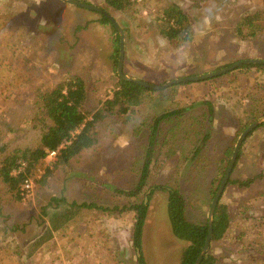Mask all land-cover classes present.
I'll return each mask as SVG.
<instances>
[{
	"label": "rangeland",
	"instance_id": "obj_1",
	"mask_svg": "<svg viewBox=\"0 0 264 264\" xmlns=\"http://www.w3.org/2000/svg\"><path fill=\"white\" fill-rule=\"evenodd\" d=\"M78 1H87L111 15L123 31V73L150 84L214 71L239 59H264V0H133L122 10L112 9L102 0ZM171 3L185 15L186 40L166 39L159 33L165 18L163 8ZM259 11L256 35L238 38L235 22ZM93 12L61 0H0V148L5 146L0 154L36 143L40 133V116L34 114L37 92L77 75L87 88L86 106L97 107L103 93L108 95L114 88L117 78L109 54L114 51L115 33L108 24L98 23V12ZM208 78L190 87L185 81L158 89L162 94L145 97L132 108L130 118L107 119L105 126L98 128L95 143L66 164L54 166L55 156L40 159L29 171L32 190L26 197H19L17 188L10 189L0 179V264H79L78 259L85 255L81 264L93 262L91 241L85 250L84 244L76 250V234L92 211L74 210L76 213L56 229L49 217L67 212L65 206L71 201L126 205L132 198L113 190L126 193L134 188L145 149L152 150V157L146 184L138 194L148 203L143 235L137 247L130 245V258L122 264H139L135 250L143 264H178L187 243L171 232L166 190L173 189L183 198L184 216L189 221H206L211 193L237 137L248 124L264 116L259 113L264 107V70L247 67ZM169 110L177 112L161 119L154 141L149 139L151 119ZM261 124L242 138L227 179L231 182L225 183L217 200L226 206L230 225L244 223L245 243L250 245L218 242L213 248L215 264H264ZM153 184L162 188L146 198ZM60 196L63 202L50 201ZM94 211L100 219L90 220L97 227L90 229L104 233L107 250L110 239L106 236L109 230L117 232L114 228L119 222L114 221H119L120 215ZM122 212L123 218L129 213ZM105 215L116 217L110 223L112 228L102 226ZM127 235L132 242V227ZM115 256L109 264H119V252Z\"/></svg>",
	"mask_w": 264,
	"mask_h": 264
},
{
	"label": "trees",
	"instance_id": "obj_2",
	"mask_svg": "<svg viewBox=\"0 0 264 264\" xmlns=\"http://www.w3.org/2000/svg\"><path fill=\"white\" fill-rule=\"evenodd\" d=\"M102 1L112 9L122 10L128 7L133 0ZM83 2L87 3V1ZM163 13L165 18L162 21V27L159 28V33L166 39L176 37L185 40L188 39L189 31L187 25L184 24L185 15L180 12V9L171 3L169 6L163 8ZM259 14L260 11L253 12L250 15L242 17L240 21L238 20L235 22L236 26L234 29L238 38L247 40L256 35L257 31L260 29V25L257 23ZM98 15V23L108 24L111 27L112 32L115 33V36L112 38V43L115 44L113 46L114 51L112 53V61L114 65H116L118 34L102 14L98 13ZM182 34L184 36H182ZM247 67H255L264 70V64L257 63L242 64L235 69L242 70ZM116 78L117 81L110 93L108 95L103 93L101 100H97L99 103L97 107L86 106L87 88L84 81L77 75L67 77L47 91L41 93L37 92L35 96L36 112L34 113L39 114L40 116L39 119H37L38 123L40 122V124L37 125V128H39L40 131L37 135V141L31 147H12V149L0 154V179L6 183L10 189H16L21 178L30 175L29 171L34 167L37 161L43 159L48 151L55 150L65 139H69L68 143L58 149V152L55 155L54 166L58 164H66L73 156L78 155L83 149H86L95 143L97 131L99 130L98 128H103L107 119H110L111 117L119 119L121 116H125V119H128L132 113V108L140 105L145 97L150 98L151 94L155 93L158 96L162 94L159 90L147 88L135 82L124 80L117 77V75ZM175 86L176 85H171L169 88ZM176 112L177 110L163 111L158 116H154L151 119L153 122L148 126L151 131L149 132L150 135L148 138L154 141V131H156L159 121L161 119L164 121L166 117ZM259 113L264 115V107L260 109ZM260 124L264 125V121L260 122L259 125ZM70 132H74L72 136H70ZM3 148L5 149V146L0 148V152ZM151 153L152 150L146 151L145 149L141 170L133 189L126 191V193L117 188H114L113 190L132 198V200L127 202L126 205L120 207L118 205L104 207L97 205L94 202H81L77 204L71 201L65 206L68 210L67 212H57L50 215L49 220L52 224V229H56L61 224L68 221L74 213H76L74 210H79L81 208H95L101 211H116L118 213L131 210L134 212L132 243L137 247L148 206L147 202L138 198V194L146 184L147 166L152 157ZM18 158L24 159L27 163L25 173L20 176L12 177L8 174V171ZM47 173L45 172L43 177H45ZM228 182L231 181L227 180L226 183ZM241 184H245V182ZM156 188L162 187L158 184H153L149 187V191L145 197L149 198L153 190ZM215 188L216 185L214 186V189ZM166 193V212L171 232L175 238L187 243V245L181 250L178 264H192L203 243L206 232V221H189L184 216V200L179 193L173 189L166 190ZM50 201H54L58 204V202H63L64 198L62 196L51 197ZM225 209L226 206L219 202H217L213 208L211 218V239L209 241L208 249L201 258L199 264H215L216 259L213 254V248L218 242H234L238 246L241 245L243 247H249L250 245L249 243H245V236L247 234L243 232L244 223L239 221L240 223L230 225L227 220ZM42 212L45 213L44 207H42ZM137 260L138 262L140 261L139 264L142 263L139 255L137 256Z\"/></svg>",
	"mask_w": 264,
	"mask_h": 264
},
{
	"label": "water",
	"instance_id": "obj_3",
	"mask_svg": "<svg viewBox=\"0 0 264 264\" xmlns=\"http://www.w3.org/2000/svg\"><path fill=\"white\" fill-rule=\"evenodd\" d=\"M64 1L67 4L70 5H74V6H78V7H82V8H86L95 12H98L100 14H102L109 22L110 24L113 26V28L116 30L117 34H118V49H117V60H116V65H115V72L117 77H120L124 80H128V81H132L135 82L141 86L147 87V88H151L154 90H158L167 86H171L180 82H185V81H195V80H201V79H206L208 77H212V76H216L222 73H225L227 71L233 70L237 67H239L242 64H264V59H258V58H252V59H239L233 63H230L224 67H221L219 69H216L214 71H210V72H206L203 74H197V75H189V76H183V77H179V78H173L169 81H165L162 84L159 85H155V84H150L147 83L145 81L139 80V79H135L132 77L127 76L126 74L123 73L122 71V61H123V31L120 28V26L116 23V21L111 17V15L109 13H107L106 11H104L103 9H101L98 6H94V5H90V4H86L84 2L78 1V0H61ZM262 120H264V116L262 117L261 120H255L253 122H251L250 124L247 125V127L239 134V136L237 137L235 144L233 146L232 152L230 154L228 163L224 169V172L222 174V177L209 201L208 207H207V211H206V232H205V236L203 239V243L200 247V250L197 254V256L195 257L194 261L192 264H199L201 258L203 257V255L205 254V252L207 251L208 245H209V241L211 239V234H212V230H211V218H212V212H213V208L215 206V204L217 203V200L221 194V191L223 190L225 183L228 179L229 176V172L231 170V167L233 165V161L236 157L237 154V149L238 146L242 140V138L253 128L255 127L257 124H259Z\"/></svg>",
	"mask_w": 264,
	"mask_h": 264
},
{
	"label": "crops",
	"instance_id": "obj_4",
	"mask_svg": "<svg viewBox=\"0 0 264 264\" xmlns=\"http://www.w3.org/2000/svg\"><path fill=\"white\" fill-rule=\"evenodd\" d=\"M66 10H67V8H65V7H64V9L62 8L63 12H65ZM94 42L100 43V41H98V40L97 41L94 40ZM109 56H112V53H110ZM198 81L199 80L189 81V82H186L185 85L187 87H190L192 84H196ZM178 86H180V85H177V87ZM156 131H158V129ZM148 189H147L146 193L149 191ZM145 200L146 199H144V202H145ZM101 206H103V205H101ZM104 207H106V206H104ZM86 209L92 211V213L90 216H88V218H86L88 220L86 223L84 221H82V226L80 225L81 229H79V233L76 234V244H77L76 250L79 252V250H80L79 246L82 244H84V247H82V249L85 250L84 248L87 245H89L90 241H91V243L94 244V246L91 245V247L93 249L90 250L89 256H91V252H92V255H93L92 259H93L94 263L91 262L88 264H100L101 262H104V261L106 262V264H109L108 262L113 263L111 258H113V259L117 258V256H115L116 251H117V253L119 252L120 257L122 258L118 263L119 264L126 263L127 260H129V258H130V254L132 253V252H130V245H132V242H131L130 238L128 240L127 230L133 226L134 219H133L132 214H134V212L129 210L128 211L129 213L126 214L125 218L122 217L121 212H120L118 214V215H120L119 221H116L117 220L116 217H113V219H112V217L108 216V215L101 217L102 222H103L102 226H104L105 224H108L107 228L110 227V223L114 219H116L114 221V224L119 222L117 225H115V228H114L117 232H114L113 230H109V232H108L109 235L106 236V238L110 239V242H109L110 246L107 247L108 248L107 250H104V248L106 246L103 244L104 239H105V235H104V233L99 234L97 232V230L92 231L93 227L94 228H97V227L94 226L93 224H91V222H90V220L95 221L96 214H95L94 210H97V209H95V208H86ZM107 212H109V211H107ZM81 213H83V212H81ZM122 213H124V212H122ZM127 216H130V217H128L129 218L128 220H127ZM78 218H80V216ZM96 218L100 219L99 217H96ZM92 225H93V227H92ZM90 228H92V229H90ZM110 228H112V227H110ZM142 235H143V230L141 232V236ZM111 241H113V243H111ZM61 246H63L62 243H61ZM135 255H136V258L139 255L137 250H135ZM86 256L87 255H85L82 258V260ZM95 258H98L99 261L95 260ZM82 260L78 259L79 264H81ZM67 262L70 264L69 261H67ZM140 264H143V263H140Z\"/></svg>",
	"mask_w": 264,
	"mask_h": 264
},
{
	"label": "built area",
	"instance_id": "obj_5",
	"mask_svg": "<svg viewBox=\"0 0 264 264\" xmlns=\"http://www.w3.org/2000/svg\"><path fill=\"white\" fill-rule=\"evenodd\" d=\"M74 132H70V136L73 135ZM69 139H65L62 143L58 145L55 150H50L47 152L46 156H55L58 152V149L62 147L64 144L68 143ZM27 163L24 159L18 158L12 167L9 169L8 174L12 177L20 176L21 174L25 173ZM32 190V181L28 176H23L21 178L18 187H17V194L19 197H26Z\"/></svg>",
	"mask_w": 264,
	"mask_h": 264
},
{
	"label": "clouds",
	"instance_id": "obj_6",
	"mask_svg": "<svg viewBox=\"0 0 264 264\" xmlns=\"http://www.w3.org/2000/svg\"><path fill=\"white\" fill-rule=\"evenodd\" d=\"M58 27H59V25H58Z\"/></svg>",
	"mask_w": 264,
	"mask_h": 264
}]
</instances>
